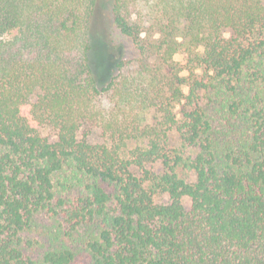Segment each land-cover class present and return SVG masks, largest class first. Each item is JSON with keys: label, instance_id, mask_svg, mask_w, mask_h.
<instances>
[{"label": "trees", "instance_id": "obj_1", "mask_svg": "<svg viewBox=\"0 0 264 264\" xmlns=\"http://www.w3.org/2000/svg\"><path fill=\"white\" fill-rule=\"evenodd\" d=\"M97 6L0 0V264H264V0Z\"/></svg>", "mask_w": 264, "mask_h": 264}, {"label": "rangeland", "instance_id": "obj_2", "mask_svg": "<svg viewBox=\"0 0 264 264\" xmlns=\"http://www.w3.org/2000/svg\"><path fill=\"white\" fill-rule=\"evenodd\" d=\"M112 3L113 0H98L96 16L93 22L95 35L98 36L94 54V65L101 84L108 80L117 61L122 60L126 63L127 68L131 70L136 67L137 60L139 59V53L133 40L123 36L112 23ZM103 103L107 104V100H103ZM41 134L50 141L55 139V132L50 128H42ZM80 138L94 144L103 143L105 141L100 131L97 129H93L91 132L82 130ZM158 170L157 168V171ZM158 201L165 202V198L162 197L158 199ZM184 204L186 209H190L189 199H185ZM47 226H50L48 222H46V220H41L38 226L39 229L34 233L27 234V236L30 238L38 237L40 232L47 229ZM40 239L41 237L39 240Z\"/></svg>", "mask_w": 264, "mask_h": 264}]
</instances>
